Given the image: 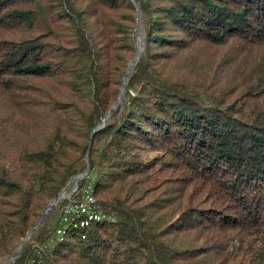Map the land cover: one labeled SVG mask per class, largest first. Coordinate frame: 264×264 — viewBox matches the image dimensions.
Masks as SVG:
<instances>
[{
    "label": "trees",
    "instance_id": "trees-1",
    "mask_svg": "<svg viewBox=\"0 0 264 264\" xmlns=\"http://www.w3.org/2000/svg\"><path fill=\"white\" fill-rule=\"evenodd\" d=\"M135 3L112 110L132 0H0V259L88 152L105 218L14 264H264V0Z\"/></svg>",
    "mask_w": 264,
    "mask_h": 264
},
{
    "label": "water",
    "instance_id": "water-1",
    "mask_svg": "<svg viewBox=\"0 0 264 264\" xmlns=\"http://www.w3.org/2000/svg\"><path fill=\"white\" fill-rule=\"evenodd\" d=\"M132 2H133V4L135 5V7L137 8V20H138V23H139V22H140V19H141V12H140V9L138 8V5L135 3V0H132ZM137 30H138V25H137L136 31H137ZM144 42H145V41H144V39H143V41H141L142 46H143V47H141V50H140V48H139L138 43H137V45H136L137 54H136L135 58L132 60L130 66L128 67V70H127V72H126V75H125V77H124V79H123V84H122V88H121L120 96H119V98H118L117 103L112 107V110L115 109V108L117 107V105H118V104L120 103V101H121L122 96H123L124 93H125L126 85H127V80H128V78L131 76V74L133 73V69H134L135 65L137 64L138 60L140 59V57H141V55H142V51L144 50ZM109 115H110V113L108 114V116H109ZM105 120H106V119L103 120L102 124H101L98 128L94 129L93 133H95L98 129L102 128V127L105 125ZM86 162H87V169H86V171H85L84 173L75 176V188H74V190L72 191V193H71L70 195H72L73 192H74V191L76 190V188L78 187V183H79L80 179L85 178V177L89 174V172H90V164H89V154H88V152H87V155H86ZM70 182H71V180H70V181L68 182V184H67V185L61 190V192L59 193L58 197L55 198L54 200H52V201L46 206V208H45L44 211L42 212V215H41L40 219L38 220V222H37V224H36V227L33 229V231H32L30 234L27 235V237L23 240V242L21 243V245L18 247V255L12 258L10 264H14V263H15L16 259L19 257V255H20V253H21L22 246H23L24 242L32 236V234L37 230V228H39V227L41 226L43 217L49 212V210H50L53 206L57 205L60 201H62V200L66 197V196H65V192H66V189H67V187H68V185H69Z\"/></svg>",
    "mask_w": 264,
    "mask_h": 264
},
{
    "label": "rangeland",
    "instance_id": "rangeland-1",
    "mask_svg": "<svg viewBox=\"0 0 264 264\" xmlns=\"http://www.w3.org/2000/svg\"><path fill=\"white\" fill-rule=\"evenodd\" d=\"M139 8V7H138ZM141 12V11H140ZM141 15H142V13H141ZM141 20V19H140ZM137 25H138V30L136 31L137 32V43H138V45L140 46V47H143L142 46V43H141V41H143V39H144V36H143V30L141 29V27H140V22L138 23V20H137ZM137 28V27H136ZM145 41V40H144ZM137 43H136V45H137ZM144 50H145V42H144ZM143 50V51H144ZM143 51H142V53H143ZM137 54V53H136ZM135 58V57H134ZM133 58V59H134ZM132 62V61H131ZM131 62H130V64H131ZM130 64H129V66H130ZM128 66V67H129ZM128 70V69H127ZM127 72V71H126ZM133 74V73H132ZM132 74H131V76H132ZM125 75H126V73H125ZM130 76V77H131ZM125 77V76H124ZM130 77L128 78V80H127V84H128V81H129V79H130ZM124 79V78H123ZM122 84H123V81H122ZM126 87H127V85H126ZM122 88V87H121ZM121 92V91H120ZM125 93H126V90H125ZM125 93H124V95H125ZM124 95L122 96V98H121V101H122V99H123V97H124ZM119 96H120V94H119ZM119 98V97H118ZM118 101V100H117ZM121 101H120V103H121ZM117 103V102H116ZM115 103V104H116ZM119 103V104H120ZM114 104V105H115ZM118 104V105H119ZM113 105V106H114ZM118 105H117V107H118ZM116 107V108H117ZM115 108V109H116ZM81 180V179H80ZM74 188H75V177L74 178H72L71 179V182L69 183V185H68V187H67V189H66V192H65V198L62 200V201H60L57 205H55V206H53L50 210H49V212L43 217V219H42V224H41V226L39 227V228H37V230L32 234V236L29 238V239H27L25 242H24V244H23V246H22V250H21V253H22V251H23V248L26 246V245H28V244H33V245H35V246H38V243L36 244V242H35V240L34 239H32V237L34 236V235H38L40 232H41V229L44 227V226H48V227H56V226H58L59 225V223H60V221H59V219H60V216H61V209H62V206H60V204L63 202V201H65V200H67L66 202H68L70 199H69V197L70 196H72V195H70L71 193H72V191L74 190ZM79 187H77L76 188V190L75 191H79V189H78ZM74 196H72V197H70L71 199H74L73 198ZM96 199V198H95ZM104 212V211H103ZM42 215V214H41ZM41 217V216H40ZM40 219V218H39ZM38 219V220H39ZM38 222V221H37ZM94 223V222H93ZM37 224V223H36ZM92 224V223H91ZM60 226V225H59ZM58 226V227H59ZM36 227V226H35ZM34 227V228H35ZM33 228V229H34ZM58 230V229H57ZM33 231V230H32ZM31 231V232H32ZM31 232H29L28 234H30ZM63 233H65V231H63L62 232V234ZM61 233H58V235H62ZM27 237V236H26ZM25 237V238H26ZM24 238V239H25ZM23 242V241H22ZM21 242V243H22ZM21 243H20V245H21ZM19 245V246H20ZM18 246V247H19ZM18 247L16 248V250H15V252H14V254H12V255H10V256H8V257H5V258H2V259H0V264H10V262H11V260H12V258L13 257H15V256H17L18 255ZM16 253V254H15ZM21 253H20V255H21ZM19 255V256H20ZM8 260V261H7ZM17 260V259H16Z\"/></svg>",
    "mask_w": 264,
    "mask_h": 264
},
{
    "label": "built area",
    "instance_id": "built-area-1",
    "mask_svg": "<svg viewBox=\"0 0 264 264\" xmlns=\"http://www.w3.org/2000/svg\"><path fill=\"white\" fill-rule=\"evenodd\" d=\"M86 186L79 191H74L72 194L74 199H71L70 197L72 196H70V200L63 205L61 209L60 226L57 230L58 233H61V226L68 221V218H77V221H84L88 213L99 212L100 215H105L98 203L88 202Z\"/></svg>",
    "mask_w": 264,
    "mask_h": 264
},
{
    "label": "bare ground",
    "instance_id": "bare-ground-1",
    "mask_svg": "<svg viewBox=\"0 0 264 264\" xmlns=\"http://www.w3.org/2000/svg\"><path fill=\"white\" fill-rule=\"evenodd\" d=\"M139 48L141 50L140 46ZM86 195L88 196V202L97 203L91 184H88L86 186ZM104 218L105 215H100L99 212L88 213L87 217L84 218V221H77V218H68V221H66L65 224L61 226V233L63 232V228L65 227L85 228L88 227L91 223L101 221Z\"/></svg>",
    "mask_w": 264,
    "mask_h": 264
}]
</instances>
